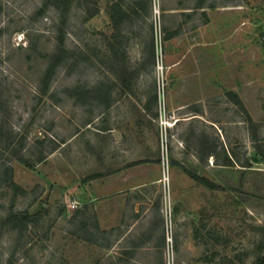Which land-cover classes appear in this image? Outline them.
Instances as JSON below:
<instances>
[{"label": "rangeland", "instance_id": "1", "mask_svg": "<svg viewBox=\"0 0 264 264\" xmlns=\"http://www.w3.org/2000/svg\"><path fill=\"white\" fill-rule=\"evenodd\" d=\"M0 264H264V0H0Z\"/></svg>", "mask_w": 264, "mask_h": 264}, {"label": "crops", "instance_id": "2", "mask_svg": "<svg viewBox=\"0 0 264 264\" xmlns=\"http://www.w3.org/2000/svg\"><path fill=\"white\" fill-rule=\"evenodd\" d=\"M230 11L231 10H227V11L224 10V12L221 13L222 17L219 18L218 36H219V40L220 41L223 38H226L225 36H228L229 39H231L232 38L231 36H233L231 34H232V32H234V27H232L231 25H230V27L222 26L223 25V21L226 23L227 20H230L231 18H233L235 16L234 13H237V12H230ZM234 11H237V10H234ZM226 44L229 47L231 44L236 45V42H229L228 41V43H226ZM225 45H223V46H225Z\"/></svg>", "mask_w": 264, "mask_h": 264}, {"label": "trees", "instance_id": "3", "mask_svg": "<svg viewBox=\"0 0 264 264\" xmlns=\"http://www.w3.org/2000/svg\"><path fill=\"white\" fill-rule=\"evenodd\" d=\"M70 1H71V0H60V2H61L65 7L69 5ZM51 68H52V67H51ZM50 70H51V69H50V67H49L48 70L46 71V74H47V75H49V71H50ZM239 104H240V102H239Z\"/></svg>", "mask_w": 264, "mask_h": 264}, {"label": "built area", "instance_id": "4", "mask_svg": "<svg viewBox=\"0 0 264 264\" xmlns=\"http://www.w3.org/2000/svg\"><path fill=\"white\" fill-rule=\"evenodd\" d=\"M164 181H166V182H167V176H165V174H164Z\"/></svg>", "mask_w": 264, "mask_h": 264}]
</instances>
